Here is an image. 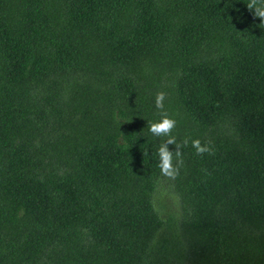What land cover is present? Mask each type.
Masks as SVG:
<instances>
[{"label": "trees", "instance_id": "trees-1", "mask_svg": "<svg viewBox=\"0 0 264 264\" xmlns=\"http://www.w3.org/2000/svg\"><path fill=\"white\" fill-rule=\"evenodd\" d=\"M249 2L0 0V264H264ZM162 112L189 141L175 179Z\"/></svg>", "mask_w": 264, "mask_h": 264}, {"label": "clouds", "instance_id": "clouds-1", "mask_svg": "<svg viewBox=\"0 0 264 264\" xmlns=\"http://www.w3.org/2000/svg\"><path fill=\"white\" fill-rule=\"evenodd\" d=\"M255 5V11L253 6ZM247 8L253 11L255 17L264 21V0H250ZM166 93L158 92L155 99V106L158 109H164V101ZM161 120L149 124V131L156 137H167V144H175L177 151L175 156L176 163L173 162V153L169 152L167 144H161L158 148L159 164L161 175L169 179H175L179 175L180 167L183 165L182 152L179 150L188 145V139L185 138L182 143H177L174 136L171 135L173 129L176 127V120L170 118L166 112L161 113ZM192 147L195 148L197 155L213 154L214 150L208 144H202L199 139L192 140Z\"/></svg>", "mask_w": 264, "mask_h": 264}]
</instances>
